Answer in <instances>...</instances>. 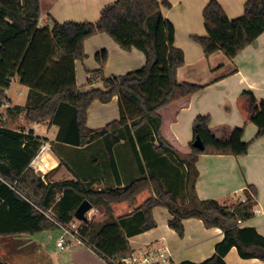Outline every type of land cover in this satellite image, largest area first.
Masks as SVG:
<instances>
[{"label": "trees", "instance_id": "1", "mask_svg": "<svg viewBox=\"0 0 264 264\" xmlns=\"http://www.w3.org/2000/svg\"><path fill=\"white\" fill-rule=\"evenodd\" d=\"M162 8L171 5L166 0H118L102 10L96 23H60L52 19L50 25L40 27V0H0V107L7 103L6 91L18 78L29 93L27 106L16 109L25 111L29 122L50 121L57 126V144L84 148L102 141L115 181V186H108L103 176L104 188L93 189L98 179L95 170L84 178L46 184L32 167L45 140L35 137L32 131L0 126V237L58 228L9 186L16 182L18 190L42 208H49L56 194L63 192L57 216L66 224L75 219L76 210L85 200L90 202L105 219L83 223L79 233L106 263L130 257L134 250L129 239L157 228L153 213L156 207L168 209L172 215L168 227L180 238L185 235L186 219H198L206 229L217 228L224 233L211 258L202 263L180 264H227L225 257L233 248L242 259L264 262V236L239 223L253 217L257 188L249 185L247 200L232 207L201 200L195 188L199 177L196 164L201 155L237 157L248 153L250 143L243 140L244 129L224 124L212 127L210 116H198L193 123L194 141L200 138L203 150L195 148L194 142L183 147L165 138L164 134L170 135V122L160 111L203 87L178 82L177 71L185 63L184 52L176 47V29L164 17ZM203 18L207 35L192 36V40L206 57L223 52L233 59L264 33V0H248L244 14L233 20L217 0H211ZM98 34L110 36L124 51H141L146 65L136 72L105 78L103 67L108 53L99 52L96 59L101 69L91 72L88 82L98 80L106 90L83 92L77 84L76 62L85 58V41ZM116 96L120 119L101 130L88 128L91 104H107ZM235 106L246 125L258 128L256 138L263 137L264 100L246 90L236 96ZM148 126L151 131L144 134ZM122 140L131 146L140 172L126 185L122 184L114 154ZM144 145L151 146L153 157H168L176 170L182 168L177 184L168 188L157 176L147 174L138 149ZM144 158L150 156L146 154Z\"/></svg>", "mask_w": 264, "mask_h": 264}, {"label": "crops", "instance_id": "2", "mask_svg": "<svg viewBox=\"0 0 264 264\" xmlns=\"http://www.w3.org/2000/svg\"><path fill=\"white\" fill-rule=\"evenodd\" d=\"M40 1V27H46L51 24L52 19L60 23L67 21L96 23L102 10L118 0ZM166 1L171 5V8H162V13L174 25L176 29L175 45L184 52L185 63L177 71V80L179 83L202 86L203 89L191 97L181 99L160 111V115L170 122V135L164 134L165 138L169 142L183 147L193 143V123L198 116H210L212 127L224 124L233 128H243V140L250 143L248 153L237 157L201 155L196 164L199 177L195 188L201 200H215L221 205L232 207L245 202L248 186L254 185L257 188L258 195L255 199L253 217L247 221H242L240 226L242 228H255L264 236V136L256 138L258 128L253 124L246 125L235 106L236 96L246 90H251L258 99L264 100V33L233 59L228 58L223 52H217L206 57L202 48L192 40V36L207 35L203 11L211 0ZM217 1L221 4L227 16L233 20L244 14V6L248 0ZM84 51L85 58L76 62L77 84L83 92L94 89L106 90L98 80L92 84L88 82L91 76L90 73L101 69V65L96 59L99 52L106 51L108 53V60L103 67L105 78L119 77L136 72L146 65L144 53L136 49L129 52L124 51L106 34H98L87 39L84 43ZM17 80L19 82L18 78ZM23 87L28 97L29 89ZM27 104L28 99L25 105L13 106L12 101L8 99L7 103L0 107V109H6L9 114L6 116V119H9L7 123L13 122L14 117L11 118L10 116L21 115V123H23L21 127L23 128L10 127L4 121L0 126L14 131H24L25 133L32 131L35 137L45 140L40 152L32 162V167L35 169L36 174L38 170L43 172V175L39 177L46 184L47 181L44 176L52 173L53 177L50 181L59 182L62 179L69 181L77 180L78 177L84 178L88 173L96 170L87 156L90 146L75 148L69 145L57 144L55 141L59 131L57 126L52 125L50 121L42 123L29 122L25 118V111L20 112L16 109V107L25 108ZM120 117L117 96L107 104L94 101L88 109L87 127L92 130H101L108 124L118 121ZM144 146L138 147L143 159L147 154L146 152L143 153L147 147ZM44 153L50 156L49 159H44L46 165H51L47 171L44 170L42 164L37 162L39 158H43ZM163 158L166 157H152L151 160L154 163L163 162L162 166L164 165L165 168L161 167L162 169L155 176L165 183L164 177L168 176L166 175L168 172L166 163L172 164V161L168 157L165 160ZM73 168L78 170L77 173L72 171ZM121 181L123 185H126L122 178ZM100 182L94 183V187L103 185ZM114 185L113 183L111 186ZM99 189L101 190V187ZM62 196L63 192H58L50 206L55 214ZM93 209L97 210L96 208ZM158 211L166 216V230L163 234L159 233ZM153 213L157 228L130 238L129 241L134 251L154 244L166 245L171 250L176 264L184 261L202 263L215 254L216 245L224 239V233L221 229H206L202 221L198 219L184 220L185 235L180 238L175 231L168 227V221L172 218L168 209L156 207ZM1 238L6 242L3 244L4 248L12 246L15 249L16 256L12 259V264H19L20 261L23 263L27 259H31V264H35L37 256L43 255L45 258L48 256L43 250L44 248L42 249L35 240V234L24 233L1 236ZM74 240L77 245H85L95 253L100 259V264H107L91 247L83 243L84 241L79 243L76 239ZM73 243L68 241V247ZM34 245L38 246L36 252L26 250L28 247L33 248ZM68 247L61 250L57 246L62 252L66 251ZM48 258L50 257L48 256ZM65 259L70 260V257ZM225 261L227 264H264L259 259H242L236 248L228 253ZM49 264H52V261Z\"/></svg>", "mask_w": 264, "mask_h": 264}, {"label": "rangeland", "instance_id": "3", "mask_svg": "<svg viewBox=\"0 0 264 264\" xmlns=\"http://www.w3.org/2000/svg\"><path fill=\"white\" fill-rule=\"evenodd\" d=\"M6 92H7L8 99L12 101L13 106L25 105L28 99L24 87L18 82L17 78L13 79L10 88ZM7 115L9 114L7 113L6 109H0V125L2 124V121H4V123L6 125L9 124L8 126L10 127L18 128V129L23 128L21 127L23 124L21 123V118H22L21 115L10 116L11 118L14 117L13 122H10V123H7L9 122V119H6ZM2 117H4L3 120H2ZM150 131H151L150 127L148 126L145 128L143 133L144 134L149 133ZM105 150L106 148H105L104 143L102 141H97L89 147V150H88L89 152L87 155L89 157V161L91 162V164H93L92 166H95V169H96L95 173L98 174V179L96 182L101 181L100 183L103 184L99 186L101 187V189H103L105 186L104 184H106V182L104 183V179H102L103 176H105L106 177L105 179H107L106 185L111 186L113 185V183L115 184L114 176H113L112 170L109 165V158L106 155ZM114 151L116 154V161H117V164L120 170L121 178L127 184L130 181H132L134 178H137L140 174L136 159L134 157V153L132 151L131 146L124 140H122L114 148ZM145 152L147 153L148 156H150V159H147V158L143 159L144 163L146 164V170H147L148 175H151V174L155 175L156 173H158V171H160V169H162L161 167L165 168L164 165L162 166L163 162L154 163L151 160V158L154 156V152L151 146L149 147L147 146L143 153ZM166 165H167L166 169L168 171L166 175L168 176L164 177V181L166 183V186L168 188H171L173 184L178 183V180L176 179L179 175L178 173L180 172L182 173L183 171L181 167L180 168L178 167V169L176 170L173 167V165L167 164V163ZM43 167L45 168L44 170L47 171L51 167V165L48 166L44 164ZM72 171L77 173L78 170L76 168H73ZM52 175L53 173L47 176H44L47 183L51 182L50 179L52 180V177H53ZM179 178H181V175H179ZM60 181H64V180L62 179ZM99 187L97 186L94 187V184L92 185V188L95 190H100ZM56 216H57V213H56ZM91 216H92L91 221H103L105 219V216L98 210L97 212L93 213ZM157 217L160 223L159 233L163 234L166 230V226H165L166 216H164L160 211H158ZM72 222L78 223L81 229L83 223H80L78 220H75V219ZM62 234L63 232L59 227L56 230L44 231V232L35 234V240L38 242V245H40L42 249L44 248L43 250H45L46 254H48V256L50 257L48 258L47 256L45 258L43 255H39V256L36 255L38 258L35 264H49L51 261H52V264H100V259L95 253H93L85 245H77L75 243V240L70 236H67V240L69 241V243H73V242L74 243L70 245L66 251L64 252L60 251L57 248V242L59 240V237ZM4 242H5L4 239L0 237V261L7 262L9 264L8 261L11 258L10 264H12V259L16 256L15 249L12 246L8 248H4L3 247ZM26 250H29V251L32 250V252H36L38 250V246L34 245L33 248L28 247ZM67 257L68 258L70 257V260L65 259ZM31 262H32L31 259H27L23 261V263L22 261H20L19 264H31Z\"/></svg>", "mask_w": 264, "mask_h": 264}, {"label": "built area", "instance_id": "4", "mask_svg": "<svg viewBox=\"0 0 264 264\" xmlns=\"http://www.w3.org/2000/svg\"><path fill=\"white\" fill-rule=\"evenodd\" d=\"M9 186L13 190L18 192L26 201H28L35 208H37L44 215L46 219L56 224L62 230L63 234L59 237V240L57 242L58 248L64 250L68 247L67 236H70L73 239H76L79 243H82V239L79 233L80 226L78 225V223L70 222L66 224L61 222L51 207L42 208L38 206V204L31 197L19 191L16 182L9 184ZM95 212H97V210L92 209L86 214L88 221H91L92 219L91 215ZM239 223H241V221H239ZM107 264H176V263L174 262L173 254L168 246L166 245L159 246L154 244L134 251V253L130 257L123 258L122 260L119 261L110 260Z\"/></svg>", "mask_w": 264, "mask_h": 264}, {"label": "water", "instance_id": "5", "mask_svg": "<svg viewBox=\"0 0 264 264\" xmlns=\"http://www.w3.org/2000/svg\"><path fill=\"white\" fill-rule=\"evenodd\" d=\"M194 147L200 150H203L204 144L202 142V140L200 138H197L194 143H193ZM37 175L38 176H42L43 172L38 170L37 171ZM93 209V206L90 202H88L87 200H85L80 206L79 208L76 210L75 212V218L81 222H87L88 218L86 217V214L91 211Z\"/></svg>", "mask_w": 264, "mask_h": 264}, {"label": "bare ground", "instance_id": "6", "mask_svg": "<svg viewBox=\"0 0 264 264\" xmlns=\"http://www.w3.org/2000/svg\"><path fill=\"white\" fill-rule=\"evenodd\" d=\"M49 155L47 154V153H44L43 154V158H39L38 160H37V162L38 163H40V164H42V165H44L45 163H46V161L44 160L45 158H47V159H49Z\"/></svg>", "mask_w": 264, "mask_h": 264}]
</instances>
